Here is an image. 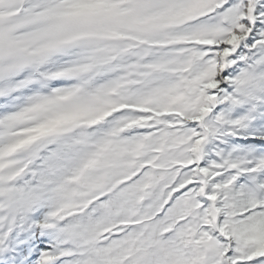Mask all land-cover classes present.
Returning a JSON list of instances; mask_svg holds the SVG:
<instances>
[{
    "label": "snow or ice",
    "instance_id": "obj_1",
    "mask_svg": "<svg viewBox=\"0 0 264 264\" xmlns=\"http://www.w3.org/2000/svg\"><path fill=\"white\" fill-rule=\"evenodd\" d=\"M0 264H264V0H0Z\"/></svg>",
    "mask_w": 264,
    "mask_h": 264
}]
</instances>
